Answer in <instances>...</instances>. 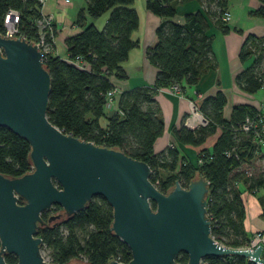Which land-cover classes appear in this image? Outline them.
<instances>
[{
  "label": "trees",
  "instance_id": "obj_1",
  "mask_svg": "<svg viewBox=\"0 0 264 264\" xmlns=\"http://www.w3.org/2000/svg\"><path fill=\"white\" fill-rule=\"evenodd\" d=\"M134 0H84V8L76 15L81 25L79 33L65 38L68 58L78 57L85 63L80 68L67 60L45 54L42 64L49 74L46 118L63 133L94 145L117 147L131 158L144 161L150 168L149 180L160 191L166 192L178 180L185 187L195 174L208 183L205 195L206 216L210 222V236L219 244L240 248L249 237L243 228L245 209L240 187L255 194L264 217V152L255 137L261 118L249 104H235L227 120L222 118L226 98L221 91L205 97L199 106L206 124L193 129L184 125L172 130L176 141L183 145H200L215 126L220 133L211 145L197 153L194 164L176 148L166 147L154 152V142L162 135L164 125L154 107L153 94L159 87L194 86L199 77L213 69L215 61L210 49L211 37L206 35L209 23L223 29L221 18L227 0H197L200 11L183 15L181 23L170 20L178 0H144V7L163 20L155 28L156 42L145 51L147 60L157 72L152 86L133 88L119 93L116 110L104 113V95L113 88L109 76L123 78L121 63L135 45L132 33L138 19L132 6ZM249 11V15L264 19V0ZM37 0H0V30L9 10L18 13L17 28L26 40L37 38L34 19L39 17ZM107 18L102 28L93 23L82 25L84 19ZM54 33V32H53ZM51 46V40L46 37ZM238 59L249 64L235 76L238 89L253 93L264 85V35L246 34L238 51ZM196 104V103H195ZM105 121L104 125L100 120ZM249 119L255 128L243 130L241 124ZM26 140L0 126V173L8 177L20 176L31 170ZM261 161L263 163H261ZM159 170H167L161 179ZM196 176V177H197ZM154 207V203H150ZM50 208H61L53 204ZM44 210L42 223L37 227L40 250L47 249L51 264H67L71 259H85L88 264H106L114 259L125 263L130 259L126 244L110 229L111 207L101 196H92L82 209L52 225ZM260 256L264 258V251ZM5 264H15L13 254H4ZM176 261L184 264L186 254L180 252ZM200 264H252L238 255L205 256Z\"/></svg>",
  "mask_w": 264,
  "mask_h": 264
},
{
  "label": "water",
  "instance_id": "obj_2",
  "mask_svg": "<svg viewBox=\"0 0 264 264\" xmlns=\"http://www.w3.org/2000/svg\"><path fill=\"white\" fill-rule=\"evenodd\" d=\"M49 74L42 53L24 38L0 35V126L29 145L31 170L20 176L0 173V264H51L40 254V213L53 204L52 225L101 196L111 207V233L129 249L130 259L106 264H200L205 256L238 255L264 264L260 245L252 250L217 243L206 216L207 181L200 175L182 187L178 180L160 192L150 168L117 147L94 145L63 133L45 115ZM154 203L152 208L150 203ZM73 264V263H67Z\"/></svg>",
  "mask_w": 264,
  "mask_h": 264
},
{
  "label": "crops",
  "instance_id": "obj_3",
  "mask_svg": "<svg viewBox=\"0 0 264 264\" xmlns=\"http://www.w3.org/2000/svg\"><path fill=\"white\" fill-rule=\"evenodd\" d=\"M84 0H44L40 3L39 13L50 15L51 23L55 28L51 39L50 54L62 60L68 57L64 40L68 36L80 32L81 25L76 23L77 12L84 8ZM259 5L257 0H227V10L230 18L223 21L224 28L209 23L206 35L211 37L210 49L215 66L203 73L194 86L185 87L183 92L173 90L171 85H165L155 90L153 94L154 107L158 116L162 119L164 131L154 142V152L164 150L166 147H174L194 164L200 149L211 150V145L220 133V127L206 135L204 141L197 146L183 145L176 141L172 134L173 129L183 126V120L188 114L187 99L191 98L197 106L207 96H213L216 91H221L226 102L222 109V118L227 120L230 109L235 104H249L258 110L259 117L264 123V90L257 89L253 93H246L237 88L235 76L245 68L250 59L241 62L238 59V51L246 34L254 36L264 35V19L250 16L249 11ZM132 6L136 12L138 24L132 33L135 45L128 51L127 57L121 63L124 73L123 78L109 76V81L119 93L137 87L152 86L157 69L145 56L147 48L156 42L155 28L163 20L144 7V0H134ZM202 11L197 0H178L172 22L181 23L183 15L188 12ZM107 14L96 19L86 17L82 25L93 23L97 28H102ZM101 125L105 124L103 120ZM261 152H264L261 149ZM240 187L241 199L245 209L243 228L248 238L254 231L264 229V217L261 216V206L257 197H251L242 186Z\"/></svg>",
  "mask_w": 264,
  "mask_h": 264
},
{
  "label": "built area",
  "instance_id": "obj_4",
  "mask_svg": "<svg viewBox=\"0 0 264 264\" xmlns=\"http://www.w3.org/2000/svg\"><path fill=\"white\" fill-rule=\"evenodd\" d=\"M39 3H42L44 0H37ZM223 21H227L230 18V13L227 9L223 10L222 16ZM18 22V13L15 10H9L3 17L2 28L0 30V35L6 37H18L24 38L25 35L18 31L17 28ZM33 25L37 29L38 36L34 40H27L28 42L35 44L37 49L42 53V59L45 54L50 52V46L46 42V37L50 40L52 39L53 32L55 28L51 23L50 15H42L39 13V17L34 19ZM26 40V39H25ZM65 60L71 62L77 67H85V63L80 60L78 57L69 59L68 57ZM173 90H179L178 85H171ZM264 90V85L262 87ZM119 92L114 87L107 91L104 95V113L109 115L110 113L116 110V102L118 99ZM188 105V114L183 120V125L188 129H193L199 126H204L206 124L205 118L200 114L197 109L195 102L191 99H187ZM255 124L249 119H245L241 124L243 130H249L250 128H255ZM255 137L257 144L264 150V123L261 121L259 127L255 130ZM256 245H260V254L264 251V229L257 230L252 233L249 237L247 243L241 248H248L252 250ZM119 262V261H118Z\"/></svg>",
  "mask_w": 264,
  "mask_h": 264
},
{
  "label": "rangeland",
  "instance_id": "obj_5",
  "mask_svg": "<svg viewBox=\"0 0 264 264\" xmlns=\"http://www.w3.org/2000/svg\"><path fill=\"white\" fill-rule=\"evenodd\" d=\"M103 121V119H101L100 120V122H102ZM261 163H263L262 161H261ZM263 169H264V167H263ZM168 171L167 170H159L158 171V177L159 178H161V179H163V178H165L167 175H168ZM197 175L195 174V176L194 177H196ZM250 194H252V193H250ZM258 197L259 196V192L257 193H255V194H253V195H251V197ZM59 210V209H58ZM58 210H53L52 208H49V209H47V211H46V213L48 214V215H52V214H54V213H56ZM59 221H61V220H59ZM40 254H41V256H42V258L46 261V262H49L50 261V259H49V257H48V250L47 249H42V250H40ZM70 263H73V264H88V262L85 260V259H83V258H79V259H71L70 261H69Z\"/></svg>",
  "mask_w": 264,
  "mask_h": 264
}]
</instances>
